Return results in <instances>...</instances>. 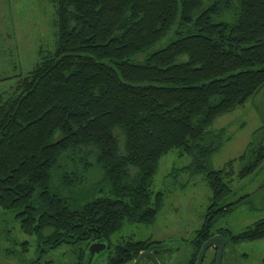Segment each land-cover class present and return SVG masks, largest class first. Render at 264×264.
<instances>
[{
	"label": "trees",
	"instance_id": "1",
	"mask_svg": "<svg viewBox=\"0 0 264 264\" xmlns=\"http://www.w3.org/2000/svg\"><path fill=\"white\" fill-rule=\"evenodd\" d=\"M50 2L54 48L0 92V208L16 211L43 252L71 244L81 264L92 242L108 239V264L130 263L153 242L112 237L155 221L165 193L154 176L178 148L212 193L191 241L195 264L214 224L249 196L227 201L233 177L264 163L262 125L238 172L233 160L212 169L223 139L210 129L264 91V0ZM263 238L264 217L229 237Z\"/></svg>",
	"mask_w": 264,
	"mask_h": 264
},
{
	"label": "rangeland",
	"instance_id": "2",
	"mask_svg": "<svg viewBox=\"0 0 264 264\" xmlns=\"http://www.w3.org/2000/svg\"><path fill=\"white\" fill-rule=\"evenodd\" d=\"M212 1V0H208ZM55 11L50 0H0V92H7L26 74L42 48H54ZM164 42V41H163ZM264 125V91L252 96L244 105L219 116L211 130L221 134L223 143L211 157L212 169L224 168L233 160L236 172L241 156L257 138L256 131ZM67 159V158H66ZM188 154L175 148L162 156L154 176L153 188L165 193L164 204L151 224L126 223L112 237L117 243L123 238L155 241L165 250L162 264H188L193 253L192 239L202 226L211 203V189L205 172L191 173ZM97 169L88 173L90 182L97 181ZM102 177V175L100 176ZM99 180V177H98ZM233 193L227 201L245 197L239 206L224 214L212 232L226 239L235 236L264 217V163L244 178L233 177ZM218 232V233H217ZM219 232H223L219 233ZM76 247L63 244L43 252L36 235L21 228V219L12 209L0 208V264H80ZM112 249L95 256L91 264H108ZM86 256V255H85ZM215 246H210L202 264H213ZM81 264H87L86 259ZM144 264H154L146 260ZM221 264H264V238L254 241L228 240Z\"/></svg>",
	"mask_w": 264,
	"mask_h": 264
},
{
	"label": "water",
	"instance_id": "3",
	"mask_svg": "<svg viewBox=\"0 0 264 264\" xmlns=\"http://www.w3.org/2000/svg\"><path fill=\"white\" fill-rule=\"evenodd\" d=\"M226 243H227V239L221 234H216L210 237L208 240H206L203 243L201 250L197 256V261L195 264H202L206 251L210 246H215L217 250L215 264H221ZM108 247L109 246L106 241L92 242L86 251V260L93 253L94 256L91 261L92 263L95 259V256L99 255L100 253L108 249ZM145 258H150L154 264H162L159 258L152 251L141 252L138 258L135 260L134 264H141Z\"/></svg>",
	"mask_w": 264,
	"mask_h": 264
},
{
	"label": "flooded vegetation",
	"instance_id": "4",
	"mask_svg": "<svg viewBox=\"0 0 264 264\" xmlns=\"http://www.w3.org/2000/svg\"><path fill=\"white\" fill-rule=\"evenodd\" d=\"M218 233V232H217ZM131 238V237H130ZM131 239H134V238H131ZM136 240V239H135ZM97 241H106L107 243H108V246L110 247V244H109V242L111 241H109L108 239H105V240H97ZM151 242H153V243H151L150 245H149V247L147 248V249H142L141 251H140V253L141 252H143V251H152L158 258H159V260H161V258H160V255H162L163 253V251L165 250V247H162V246H160V244H157L155 241H151ZM109 247H108V249H109ZM109 250H111V248L109 249ZM113 250V249H112ZM140 253H139V255H140ZM111 254V253H110ZM109 254V255H110ZM86 255V254H85ZM138 255V256H139ZM93 256H94V254L92 253L88 258H87V264H91V261H92V259H93ZM138 257H136L132 262H130V263H127V264H134V262H135V260L137 259ZM86 259V256H85V258H84V260ZM146 260H150L151 261V259L150 258H145L144 260H143V262L141 263V264H144V262L146 261ZM161 262V261H160Z\"/></svg>",
	"mask_w": 264,
	"mask_h": 264
}]
</instances>
